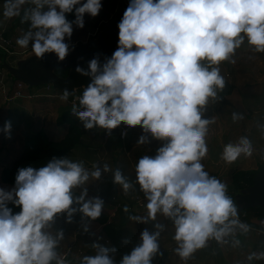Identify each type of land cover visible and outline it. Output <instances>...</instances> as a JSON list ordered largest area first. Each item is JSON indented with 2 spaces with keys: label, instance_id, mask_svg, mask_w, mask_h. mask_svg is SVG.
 Segmentation results:
<instances>
[{
  "label": "clouds",
  "instance_id": "9594fccd",
  "mask_svg": "<svg viewBox=\"0 0 264 264\" xmlns=\"http://www.w3.org/2000/svg\"><path fill=\"white\" fill-rule=\"evenodd\" d=\"M102 7V0H2L0 16L28 22L16 38L21 48L63 61L75 48L74 29L84 28L86 16L96 17ZM117 28L111 55L101 59L96 53L87 67L75 66L90 79L74 97L71 112L85 130L112 135L117 128L124 134L138 127L136 145L153 140L158 145L136 158L134 176L103 161L88 168L69 155L19 167L14 184L0 186V264H72L60 251L65 230L58 221L73 223L79 213L81 231L95 235L90 222L102 215L105 200L90 195L89 185L103 172L111 173L125 195L142 193V214H132L128 204L123 211L146 226L119 260L116 246L97 237L90 243L93 251L77 255L75 264H155L163 256L160 238L166 231L175 241L173 251L186 261L210 240L237 247L239 235L251 230L227 183L203 163L213 123L205 112L225 87L222 62L234 63L245 43L264 53V0H128ZM75 89L64 87L60 99L67 101ZM232 119L242 114L233 112ZM10 129L5 121L0 130L10 135ZM253 150L242 135L223 145L220 158L232 164ZM254 260H264V250L247 254L248 264Z\"/></svg>",
  "mask_w": 264,
  "mask_h": 264
},
{
  "label": "rangeland",
  "instance_id": "374dc122",
  "mask_svg": "<svg viewBox=\"0 0 264 264\" xmlns=\"http://www.w3.org/2000/svg\"><path fill=\"white\" fill-rule=\"evenodd\" d=\"M102 4L103 7L100 11L101 14H104L105 9L108 7L109 9H112L115 4H118V6L122 4V11H124L128 4V0H102ZM0 6H2V0H0ZM25 7H27V5ZM98 15L96 17L86 16L85 27L82 29H74L72 36V41L74 44H77L79 41L84 40L90 33L94 31L99 32L102 29L101 26L106 25L104 22H99L100 18L98 17ZM0 20H2V23H0V29L3 28L4 30H6L8 34L7 36H9V39H11L12 42L16 45V51L19 52L12 55H7L5 57L6 62L16 67L19 63H21V61H24L34 55L31 51L30 46L28 48H21L16 44V38L22 35L23 32L27 30L28 22L22 21L20 16H16L10 19H3L2 16H0ZM97 27L98 29H96ZM86 29H89L87 33ZM234 59V63L224 61L220 65L221 73L225 77V82L234 84L232 93L227 96L230 100V103L225 104L221 102L218 96L213 102L209 104L207 111L205 112V116L210 119L213 118V123H217L220 125L221 132L219 133V142L222 148L225 143L229 142L232 135L234 137V141L242 135L248 136L252 141L254 149L253 154L251 156L242 155V158L240 157L232 164H226L220 158V155H216V152L214 151L215 149L213 147L211 160H213L214 164H218V169L222 171L220 179L227 183L229 195H232L234 197V200L238 203V197L242 193V191L235 190L232 186V173L236 172L237 170L255 169L258 166H261L260 164H262L264 158V156H262V154H264V53H257L252 51L250 47L245 43L244 46L237 49ZM0 70L8 79H15L8 73L6 68L0 67ZM26 89L28 91H32L33 93L40 94L39 96H36L37 98H33L31 100L25 99L26 102H31L32 100H34V102H36L37 100H54V98L58 96L57 94L61 93L60 90L53 88L51 84H39L35 86L28 85L26 86ZM82 91L83 88H78L76 89L75 94L79 95L80 93H82ZM30 105H32V103H30ZM69 110H71V108H69ZM233 112L242 114V119L234 121L232 119ZM212 114L217 117L218 122H216V119ZM223 127L226 128V130L223 131ZM62 128L63 127H61V129ZM131 132L132 130H130V133ZM228 132H230L229 136ZM232 132L234 133L232 134ZM110 138V140L115 139L113 135H111ZM102 142L103 144L107 142V139H105L104 136L103 139L101 138L100 144H102ZM132 143L134 142L130 134L126 142H119V146L115 153L116 158L118 157V160L124 158L128 161L129 158H127L125 154H127V151L130 150ZM222 148L220 149L221 151ZM14 150L17 149L14 148ZM127 166H129L128 168H126L128 175L134 176V163H131V165L130 163H128ZM60 220L58 221V223L60 222ZM135 223L138 230H141L146 226L139 222ZM78 226H81V223H78L77 225V228L80 229L81 227ZM97 226L99 227V225ZM148 226L151 227V225ZM256 234L257 233L255 232L251 235L255 236ZM70 237L71 236L69 234V238ZM239 238L240 240L242 239L241 235H239ZM246 238H248L247 235L246 237L243 236V239ZM69 241L76 242L75 239H73L72 241V239H68L67 236H65V240L61 242L60 248H64L66 244L71 243ZM106 241L108 244L109 242H111L107 239ZM255 241H245L244 247L241 245L232 247L230 244L221 245L214 240H210L206 247L198 249L190 258L185 261L182 260L173 251L175 247V241L172 240L170 231H166L162 233L160 238V245L161 250L163 251V256L156 257L155 264H236V261H240L241 264H248V262L246 261V256L250 251L264 250V242L258 239L256 242V247L253 248L252 245ZM79 245L81 244L79 243ZM132 245L133 244H131L130 246ZM63 248L60 249L61 252ZM125 252H127V250L124 247L121 248L120 251H117L116 259L119 260L121 254ZM73 264H75V261ZM251 264H264V260H254L251 262Z\"/></svg>",
  "mask_w": 264,
  "mask_h": 264
},
{
  "label": "crops",
  "instance_id": "0c3cea01",
  "mask_svg": "<svg viewBox=\"0 0 264 264\" xmlns=\"http://www.w3.org/2000/svg\"><path fill=\"white\" fill-rule=\"evenodd\" d=\"M115 6L116 4L112 7V9H109V7L106 8L104 14L99 13L98 15V17L100 18L99 22L106 23L107 21L112 19L114 17ZM88 30L89 29H86V33ZM85 39L79 42H85ZM7 80L10 84L12 83L13 85V80L10 79ZM26 92H28L29 94H33L32 91L27 90ZM57 95L58 96H56L54 100H49V101L37 100L36 102H34V100H32L31 102L25 101V99L31 100L33 98H37L36 96L29 98H19V99L16 98L11 100L10 102H3L2 96L0 95V129L3 128L5 121L11 122L10 135H6L2 130H0V170L3 164L10 163L18 155L22 146V142L23 140H25L26 136L35 133L39 129L44 130V132L50 137L61 138L64 135V133L67 130V126L65 124H58L56 120L57 117L63 111L71 108V104L68 102V100L64 102L59 98L61 93H58ZM30 103H32V105H30ZM73 117L80 125L82 129V135L80 137V141L77 144H75V146L69 152L65 153L63 156L69 155V157L72 159L83 160L85 166L88 168H91L93 161H103L109 163L113 168H115L118 165L121 166L124 169L125 173L128 174L126 169L129 167L127 166L128 163H130V165L131 163L135 164L136 158L140 156L145 150L150 148L151 151L154 152L155 147L158 145V141L155 140H153L151 142V145L149 146L136 145L135 141L140 134V129L138 127L128 128L126 138L120 137L119 135L120 129L117 128V130H113L112 133L115 139L110 140L111 139L110 138L111 135H110L105 144H103V142L102 144H100L101 138L103 139V130H100L99 128L94 130H85L80 124V122L77 120V118L75 116ZM214 117L216 119V122H218L217 117L216 116ZM61 127L63 128L61 129ZM130 130H132L131 133ZM222 130L224 131L226 130V128L223 127ZM220 132H221V127L219 124L211 123L209 125V132L206 138L209 149L207 156L203 160L206 169L211 174L216 175L219 178L221 176L222 171L218 169L219 167L217 166L218 164L216 163L214 164L213 160H211L212 159L211 157L213 154V147L215 149L214 151L216 152V155H220L221 153L220 149L222 148V146L220 145L219 142ZM229 133L230 132H228V136ZM233 133L234 132H232V134ZM129 134L134 142L132 143L130 150H128L127 154H125V156L129 158L128 159L129 162L124 158L118 160V157L116 158L115 153L119 146V142L122 141L126 142L128 140ZM231 139L232 141H234L233 135ZM231 139L229 141H231ZM14 148H16L17 150H14ZM149 154H151V152ZM262 156H264V154H262ZM111 180H112L111 173L103 172L99 180L92 181L91 184L89 185V194L99 195V186ZM12 185L13 184L0 182V186L11 187ZM115 191L117 192L116 195L117 197L115 200H117L118 202H122V201L128 202L130 197L135 193L134 192L125 195L119 189L118 185H116ZM114 212H115V208L105 203L104 212L102 213V215L96 220L90 222V233L94 232L95 235L84 233L83 231H81V228L80 229L77 228L78 223H81L79 213L75 215V220L73 223H64L62 218L58 223V226L64 228L65 236H67L68 239H72V241L73 239H75L78 245L79 243L81 244L80 246L83 247L84 253L92 252L93 249L91 248L90 243L93 240H95L97 237H102V239L99 240V242L102 244L107 242L106 239L111 241L109 242V244L107 243V246L115 245L117 251H120V249L123 247L126 248L127 251H129L131 249L130 247H132L130 245L134 244L138 240L140 230H138L135 221L130 220L129 217L127 216L119 217L120 215L117 214L113 217ZM103 214L108 215L105 223H107L111 218L113 219L115 218V224L113 227L114 229H112V231L113 233L116 232L118 233L119 243L114 244L111 235L109 234V232H107L104 229L105 223L102 222L103 220H101ZM97 225H99V227ZM253 233L254 232L250 230L247 233L248 238L252 237L251 234ZM69 234L71 236L70 238H69ZM125 237L130 238L131 240V243L127 244V246L126 244L123 243V239ZM261 237H263L262 242H264V233L261 234Z\"/></svg>",
  "mask_w": 264,
  "mask_h": 264
},
{
  "label": "trees",
  "instance_id": "16d2710c",
  "mask_svg": "<svg viewBox=\"0 0 264 264\" xmlns=\"http://www.w3.org/2000/svg\"><path fill=\"white\" fill-rule=\"evenodd\" d=\"M102 27L103 26H101V28ZM5 34L8 35L6 30H5ZM0 61L1 62L6 61L5 55L1 51H0ZM55 72L60 76H66L68 73V69L56 68ZM8 73L12 75L10 72ZM233 89H234V84L225 82V87L223 88V90H219L218 92V96L221 102L225 104L230 103V100L228 99L227 96L232 93ZM69 97L72 98L73 96L70 95ZM56 121L58 124H66L67 130L64 133V135L61 138L50 137L44 132V130L39 129L35 133L26 136L25 140H23L22 142V146L18 155L10 163L2 165V168L0 170V182L14 184L15 174L19 167L27 166L29 164H32L33 166H39L43 163H46L52 156L61 157L65 153L69 152L75 146V144H77L80 141V137L82 135V129L78 124V122L74 119L71 110L68 109L63 111L57 117ZM262 163H264V159ZM259 168L260 166H258L255 169L237 170L236 172L232 173L231 182L234 189L241 190L252 185L253 177L257 173ZM115 187L116 185L113 184L112 180L107 183L105 182V184L99 186V195L104 198L106 204L113 206L115 208L113 217L117 214L120 215L119 217H125V216L129 217V213L123 211L124 204L129 205V211L132 214H142L144 212L143 207L137 206L130 199L128 200V202H123V201L118 202L117 200H115L117 197L116 196L117 192L115 191ZM107 216L108 215L103 214V216L101 217V220H103L102 222L104 223L106 222ZM240 217L242 220L246 221L251 225L252 232L257 233L255 236L246 238L247 240L243 239V236L246 237V234H242L241 235L242 243L240 245L244 247L245 245L243 243L245 241L250 242L256 240L252 245V247L255 248L257 239L261 241L263 238L261 237V234L264 233V221L262 220V217H264V208L261 206H253L246 209H241ZM114 224H115V218L114 219L111 218L107 223H105L104 229L107 232H109L114 244H116L119 243V235L117 232L113 233L112 231V229H114L113 228ZM75 245L76 247L82 249V247L78 245L77 242H75Z\"/></svg>",
  "mask_w": 264,
  "mask_h": 264
},
{
  "label": "water",
  "instance_id": "95a60500",
  "mask_svg": "<svg viewBox=\"0 0 264 264\" xmlns=\"http://www.w3.org/2000/svg\"><path fill=\"white\" fill-rule=\"evenodd\" d=\"M122 9L121 4L115 9L114 17L107 21L106 25L94 37H90L85 42L75 44L74 50L63 61H59L53 53H46L43 58H37L33 55L21 61L16 67L6 61H3L2 65L15 78L31 86L51 84L53 88L60 91L64 87L69 90H72L74 86L76 89L83 88V85H86L90 78L77 73L75 66L80 64L83 67H87L86 61L96 53L101 54V59H103L104 55H111L118 39L117 22L123 14ZM56 68L68 69L67 75H58L55 72ZM241 191L242 193L238 197L240 210L253 206L264 208V163L261 164L254 175L252 185L241 189ZM262 220L264 221V217H262Z\"/></svg>",
  "mask_w": 264,
  "mask_h": 264
},
{
  "label": "built area",
  "instance_id": "2783aa9c",
  "mask_svg": "<svg viewBox=\"0 0 264 264\" xmlns=\"http://www.w3.org/2000/svg\"><path fill=\"white\" fill-rule=\"evenodd\" d=\"M96 29H98V27ZM96 33L97 32L94 31V32L90 33L88 36H94V35H96ZM0 51L5 55V57L7 55L19 53L18 51H16V45L12 42L11 39H9V36H7L5 34V30L3 28L0 29ZM0 67H3L1 61H0ZM7 79L8 78L0 70V95L2 96L3 102H10L11 100L16 99V98H18V99L19 98H29V97H34V96L40 95L38 93L29 94L28 92H26L27 91V89H26L27 84L20 79L15 78L13 80V85H12V83L10 84ZM11 89H12V91H11ZM75 96H78V94L74 93L73 97L68 99V102L71 105H72V102H73ZM122 130L123 129L120 128L119 135H120V137L125 138L127 135V132H128V128L126 129L124 134H122ZM103 136L105 139H108L110 135L105 134V132L103 131ZM130 200L132 202H134L137 206L143 207L142 193L135 192L130 197ZM62 252H67V254H68L67 258L70 261H72V264L74 263V260H75L77 255L83 254V250L79 247H76L75 241L66 244L64 246V248L62 249Z\"/></svg>",
  "mask_w": 264,
  "mask_h": 264
}]
</instances>
